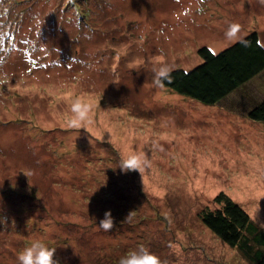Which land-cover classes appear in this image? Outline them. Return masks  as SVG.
Instances as JSON below:
<instances>
[{
	"label": "rangeland",
	"instance_id": "374dc122",
	"mask_svg": "<svg viewBox=\"0 0 264 264\" xmlns=\"http://www.w3.org/2000/svg\"><path fill=\"white\" fill-rule=\"evenodd\" d=\"M253 32L264 46V0H0V264L34 240L59 264L141 248L161 264H248L199 216L223 193L264 229V125L246 116L264 71L205 106L153 69L189 71L199 48ZM75 99L93 106L86 130L67 126ZM142 150L150 167H118Z\"/></svg>",
	"mask_w": 264,
	"mask_h": 264
},
{
	"label": "trees",
	"instance_id": "16d2710c",
	"mask_svg": "<svg viewBox=\"0 0 264 264\" xmlns=\"http://www.w3.org/2000/svg\"><path fill=\"white\" fill-rule=\"evenodd\" d=\"M197 53L202 63L189 71L173 70L171 80L164 81L163 87L205 106L219 105L264 71V46L256 32L218 53L207 47ZM250 104L247 118L264 125V94ZM215 202L219 208L200 213L202 225L222 243L235 248L248 264H264V229L223 193Z\"/></svg>",
	"mask_w": 264,
	"mask_h": 264
},
{
	"label": "clouds",
	"instance_id": "9594fccd",
	"mask_svg": "<svg viewBox=\"0 0 264 264\" xmlns=\"http://www.w3.org/2000/svg\"><path fill=\"white\" fill-rule=\"evenodd\" d=\"M239 31L238 25L230 26L227 36L229 39L237 37ZM243 42V41H242ZM173 66L168 63H162L153 69V83L155 86L163 87L164 81L171 80ZM71 116L67 120V126L72 129H85L94 124L93 106L75 99L70 104ZM87 132V131H86ZM88 133V132H87ZM151 160L142 150L140 152L132 151L125 155L118 166L122 171L141 170L150 167ZM142 178V177H141ZM100 228L110 230L113 227V221L110 211H105L104 218L100 221ZM55 248L50 247L43 240H34L29 246L25 247L18 256L19 264H59L54 259ZM119 264H161V261L155 255L149 253L146 249H139L121 257Z\"/></svg>",
	"mask_w": 264,
	"mask_h": 264
}]
</instances>
